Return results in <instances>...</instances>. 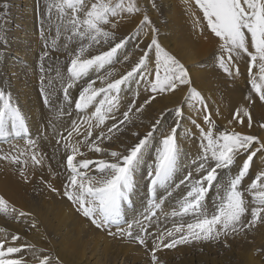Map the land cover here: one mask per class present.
<instances>
[{
  "label": "snow or ice",
  "instance_id": "obj_1",
  "mask_svg": "<svg viewBox=\"0 0 264 264\" xmlns=\"http://www.w3.org/2000/svg\"><path fill=\"white\" fill-rule=\"evenodd\" d=\"M195 3L202 12L204 26L218 39L217 66L229 76L233 75L235 69V75L239 76L238 61L246 58L250 89L245 101L250 105L258 98L264 103V0H195ZM55 7L65 14L64 19L68 21L72 36H78L81 40L78 51L69 53L66 66L68 83L63 88L62 100L69 109L74 104L80 121L77 123V120H72L71 130L63 138L66 141L64 147L69 174L64 181L62 195L75 206L76 211L89 219L96 228L115 227L116 232H109L110 235L127 237L147 247L146 241L153 235L149 231L152 220L158 211H163L166 203L162 195L167 193L171 199L176 193L169 190L175 186L180 193L171 216L181 219L190 216L193 220L186 225L181 223L166 232L154 234L152 264H158L157 249L160 247L172 249L201 240H219L221 236L226 238L258 222H264V170L258 171L247 187L242 183L250 174L254 158L264 153V138L255 134H242L234 128L220 130L216 127L206 98L193 87L186 66L158 41L155 28H152L151 40L146 49L142 50L130 70L119 75V78H113L110 71L101 74L114 58H118L119 50L128 39L116 42L114 30L118 22L110 18L122 13H139L136 3L132 0L127 3L125 0L116 3L110 0H59ZM146 23H150L147 15L141 20L138 31ZM108 26L110 30H106ZM102 44L109 45L108 49L96 55H85L92 45ZM47 54L44 53L45 56ZM146 60L153 62V72L142 75L138 83L144 85L147 99L142 104L138 99H133L122 110V87L133 77L141 75ZM254 68L258 71H254ZM85 80V86L78 91L77 96H73L71 90ZM97 83L100 86H96ZM181 87L187 88L185 101H192L193 107H198V115H202V124L192 121L199 133L198 152L189 163L191 170L187 174L182 178L178 175L183 163L179 143V128L185 110L183 102L171 110L175 113L173 126L160 133L158 139L155 134L159 121L143 135L133 132L134 142L122 143L117 150L110 149L109 144L124 134L134 114L141 113L159 94L173 93ZM0 101L3 102L0 106V137L7 136L9 128L17 136H29L31 163L34 167H42L44 157L36 149V141L30 138V130L20 109L13 106L11 97L6 98L2 91ZM44 103L46 106L49 104L48 96L44 97ZM121 111L122 116L118 115ZM67 115L71 118V110ZM245 118L247 127L252 128L253 118L249 108L240 105L233 112V120L229 124L238 122L243 126ZM85 125L87 127L81 133L80 129ZM260 127L264 129V123ZM74 133L82 135V140L75 144L67 143ZM82 145L90 152L100 154L101 158H82ZM25 155L19 152L11 156V162L21 166L22 179L28 178L25 170L27 160L21 159ZM242 157V162L237 163ZM0 159L6 160L9 156H0ZM234 166L237 172L224 182L217 183L220 174L230 173ZM93 169L95 175L92 174ZM138 169H145L146 209L140 218L133 217L129 221L125 215V205L131 201L135 191V173ZM48 186L52 191H57L51 184ZM213 187L216 195L212 198L213 210L210 211L207 198ZM245 193L251 197L250 201L246 199ZM0 212L16 216L17 219L30 215L9 207V202L3 196H0ZM36 227L37 224L33 222L31 228ZM21 239L20 233L16 232L10 234V242L7 238L0 240V264H28L21 255L25 251L39 252L42 258L38 264H52L53 258L45 254V249H37L26 241L21 243ZM56 264H62L59 258H56Z\"/></svg>",
  "mask_w": 264,
  "mask_h": 264
},
{
  "label": "rangeland",
  "instance_id": "obj_2",
  "mask_svg": "<svg viewBox=\"0 0 264 264\" xmlns=\"http://www.w3.org/2000/svg\"><path fill=\"white\" fill-rule=\"evenodd\" d=\"M15 1L0 0V91L4 92L6 98L8 96L11 97L12 105L18 106L25 117L27 127L30 130V138L36 141V149L44 157V162L42 167H34L32 165L30 159L32 148L28 144L29 136L24 134L17 136L9 128V134L5 137H0V156H9V159H0V171L9 169L14 174H20L21 166L12 163L11 156L24 152L26 155L21 156V159L27 160L25 170L28 177L23 179V185L20 189L12 192L11 198L6 197L1 192L0 196H3L9 202V207H15L18 211L30 214L24 218L17 219L16 216L0 212V240L7 238L10 242V234H15L14 228L21 226L26 235H34L35 239L34 241H28L22 238L20 242L24 243L26 241L35 245L37 249H45V254H50L53 258L52 264H56V258H59V249L64 246L65 241L57 236L42 235L38 218L32 212L21 207L20 204L24 200L35 202L36 199L34 198L39 192L37 181L59 182L61 193L64 191V181L69 173L66 168L67 153L64 147L66 141L63 138H66L71 130L72 120H77V123H80V121L74 109V104L69 109L66 104L62 103L63 88L68 83L66 66L69 62V53L74 54L75 51H78L81 40L78 36H72L68 29V21L64 19L65 14L55 7L59 0H31L32 17L28 20L27 25L18 23L15 14H13L16 10L13 9L15 8ZM166 1L167 5L163 0H132L139 7V13H122L115 18H110L113 22H118V26L114 30L117 38L116 42L119 39H128L125 46L119 50L118 58H114L112 64L106 66L101 74L110 71L113 73V78H119V75L130 70L139 59L142 50L146 49L147 43L151 40L152 28H155L158 41L186 66L193 87L206 98L216 127L220 130L234 128L242 134H255L264 138V129L260 127V124L264 123V116H262L264 115V103L261 106L263 109L256 114L253 106L256 104L260 105L262 102L258 98L250 105L245 101L250 89V85L247 82V59L238 61L241 73L239 76L235 75V69H233L232 76L225 74L217 66L216 62V56L219 51L218 39L204 26L205 22L202 20V12L196 5L195 0ZM110 2L116 3L118 0H110ZM127 2L128 0H125V3ZM165 6L170 7L169 11L166 10ZM145 15L148 16L150 23H146L143 29L138 31V26ZM49 17L51 18L49 19ZM171 20L176 23L174 24ZM178 20L180 21L179 23ZM184 21L185 25L183 28ZM175 25L178 26L176 27ZM127 28L128 30L125 32ZM106 30H110V26ZM18 31H23L26 39L21 37L22 34L17 33ZM84 43H87V41H84ZM185 43L186 45H184ZM108 47L109 45L105 44L92 45L85 55L89 53L91 55L99 54V52L107 50ZM16 51L24 53V56H17ZM45 52L48 53L46 56L44 55ZM125 57H128V60H125ZM10 69L15 70V78L18 79V82L13 81V76L9 74ZM253 70L258 71L255 68ZM152 72L153 62L146 60L141 75L135 76L132 80L125 83L120 93L122 110L133 99H138L141 104L147 99L144 85L138 83V81L141 80L142 75H148ZM19 74H24L25 78L23 79L25 80ZM92 78H95V73L92 74ZM86 83V80L79 82L71 90L72 95L77 96L78 91ZM20 86L26 93L24 91L20 92ZM96 86H100L99 83ZM137 93H139L138 97ZM173 94L175 95L173 96ZM186 94V87H181L179 91L173 93L159 94L157 100L155 99L149 106H145L146 109L144 108V111L148 113L146 120H140L142 113L133 115L132 123L127 126L124 134L119 136V139H113L109 144L110 149L117 150L122 143L130 144L134 142L133 132H139L143 135L151 130L152 125L157 123V121L159 123L157 124L158 130L155 135L158 139L160 133L166 132L173 126L175 113L171 110L183 102L185 108L184 118L179 128V143L183 154V163L181 168L178 169V175L182 178L183 175L187 174L188 170H191L189 169V163L196 157L198 152L199 133L192 121L202 124V115H198V107H193L192 101H185ZM45 96L49 97L47 106L44 103ZM164 100L165 102H163ZM2 104L3 102L0 101V106ZM240 105L249 108L253 118L252 128L247 127L246 118L243 126L238 122L229 124V121L233 120V112ZM69 110L72 112L71 118L67 115ZM118 115L122 116V111ZM136 118H138L139 122H135ZM86 127V125L81 127L80 132L83 133ZM205 127L207 126L205 125ZM82 138V135L74 133L72 139L68 140L67 143L75 144ZM105 143L107 144L108 142ZM80 151L83 153L82 158L93 160L101 158L100 154L90 152L86 146L82 145ZM242 159L243 157L237 163H241ZM237 170L234 166L230 173H221L217 183L224 182L227 178L234 175ZM261 170H264V153L254 158L250 174L242 182L243 185L247 187L251 179ZM144 173L145 169H138L135 173V191L132 194L131 201L125 205V215L129 221L133 217L140 218V214L146 209ZM92 174L95 175L94 169ZM25 185L29 186V190L24 189ZM169 191L176 193V195H173L171 199H169L167 193L162 195V199L166 203L163 211H158L157 216L152 220V227L149 231L153 235H150L147 239V247L139 245L127 237L121 238L119 235H110L109 232H116L115 227L110 229L96 228L89 219L76 211L75 206L66 197L61 195L83 217L84 222L92 228L108 236V238L119 241V243L122 241L127 244L133 243L137 245L135 249L129 252L132 263L124 259L121 254L119 256L115 255L114 251L111 250L110 254L113 255L111 258L109 255L103 257L98 252L101 264H152L151 249L155 239L154 234L166 232V230L174 228L181 223L186 225L193 220L190 216H186L183 219L171 216V211L179 198L180 190L173 186ZM31 195L35 197H31ZM215 195L216 189L213 187L207 198L210 211L213 210L212 198ZM245 197L250 201L251 197L248 193H245ZM31 221L37 222L36 228H31ZM263 226L264 222H258L255 226L240 231L238 234L229 235L226 238L221 236L219 240H201L178 245L172 249L160 247L157 249L158 264H191L194 259H201V264H238V259L234 256L238 248L248 250L250 255L264 263ZM89 244L91 247L92 243H88V249H90ZM101 246L99 244L97 250L102 251ZM21 255L28 264H38L39 259L42 258L39 252L25 251Z\"/></svg>",
  "mask_w": 264,
  "mask_h": 264
},
{
  "label": "bare ground",
  "instance_id": "obj_3",
  "mask_svg": "<svg viewBox=\"0 0 264 264\" xmlns=\"http://www.w3.org/2000/svg\"><path fill=\"white\" fill-rule=\"evenodd\" d=\"M163 1H165V4L167 5V1L166 0H163ZM14 4H15L14 6L15 8L13 9H16V10L15 12H13V14H15V17L18 20V23L27 25L28 20L32 17V12L30 9L31 0H16ZM165 7H166V10L169 11L170 7L169 6H165ZM179 22L180 21L178 20V23ZM184 25H185V21L183 24V28H184ZM126 30H128V28L125 29V32ZM17 33H21L22 36L21 35L20 36L24 37L23 31L22 32L18 31ZM184 45H186V43ZM15 53L17 56H20V57L24 56V53H21L19 51H16ZM10 70L11 71L9 72V74L13 76V81H17L18 79L15 78L16 77L15 70H12V69ZM22 75L24 76V74ZM22 75H21L22 79L25 78V76L23 77ZM20 87H21L20 92H23V91L25 92L22 86ZM28 94L30 93L28 92ZM174 95L175 94H173V96ZM177 95H179V93H177ZM173 100H174V97H173ZM163 102H165V100ZM262 104L263 103H261L260 105L256 104L253 106L255 108L256 114L263 109L261 108ZM150 109H152V107H150ZM141 113L142 114L140 115V120L141 119L146 120L148 113L144 110ZM137 121L139 122L138 118H136L135 122ZM37 184L39 187V192L36 194V197L34 196L35 198L31 195V197L36 199L35 202H33L32 200H24L20 204V206L26 209L27 211L32 212L38 218V223L40 224V231L42 235H48V236L51 235L53 237L57 236L59 239L65 241L64 246H62L59 249V253H58V257L60 258V260H62L61 261L62 264H101L99 261V258H100L99 255L102 254L103 257L106 255H109V257L111 258L113 256L110 254L111 250L114 251L115 255L119 256V254H121L122 257H124V259H126L128 262H131L130 257H129V252H131L130 250L136 248L137 246L136 244H133V243L127 244L122 241H120L119 243V241L108 238V236L92 228L90 225L86 224L84 222L83 217L80 216L71 206V204H69L64 199V197L61 195L62 193H61V189H59L60 188L59 182L52 181V182L47 183V181L44 180V181H37ZM49 184H51L53 187L57 189L56 191L57 193H52L50 191L51 188L48 186ZM22 185H23V179L21 178L20 174H14L9 169L0 171V192L3 193V195H5L6 197L11 198L12 192L20 189ZM24 189L29 190V186L25 185ZM33 222L34 221H31L32 224ZM14 230H15V233L19 232L21 237L27 239L28 241H34L35 239L34 235H30V236L26 235L21 226H16ZM263 230H264V226H263ZM101 239H102V242H101ZM88 243H92L91 247L89 244L90 249L87 248ZM99 244L102 245L101 246L103 249L102 251L97 250V248H99ZM91 249L92 251H90ZM98 252L100 254H98ZM234 256L237 257L238 264H264L258 261L252 255H250L248 250L244 248H238V251L236 252ZM191 264H201V259H198V260L194 259L192 260Z\"/></svg>",
  "mask_w": 264,
  "mask_h": 264
}]
</instances>
